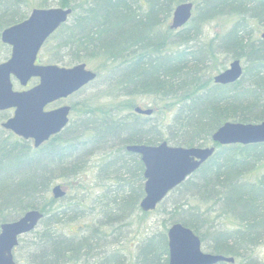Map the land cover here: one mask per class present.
Listing matches in <instances>:
<instances>
[{"label": "trees", "instance_id": "16d2710c", "mask_svg": "<svg viewBox=\"0 0 264 264\" xmlns=\"http://www.w3.org/2000/svg\"><path fill=\"white\" fill-rule=\"evenodd\" d=\"M186 1L199 12L184 28L171 30L175 6ZM30 4L72 8L39 57L45 50L49 63L84 62L121 96H113L109 107L86 102L76 122L37 148L0 124V225L28 210L43 213L42 227L29 233L32 264H130L129 257L131 264H167L166 229L173 222L191 228L209 252L235 259L216 264H255L254 250L264 243V174L255 181L247 175L264 166V142L216 144V152L156 208L165 215V230L146 235L134 253H107L106 238L131 226L136 212L148 214L139 207L144 166L127 145L167 140L203 146L224 122L264 121V39L253 30L264 27V0H0V33L26 18ZM220 16L232 19L230 27L204 42L199 23ZM220 56L242 61L239 80L221 85L207 77L210 68L224 69L223 63L212 65ZM138 95H152L157 113L171 115L169 123L135 114ZM92 159L98 161L93 184L86 179ZM56 183L67 187L59 199L51 194ZM87 215L98 221L63 231ZM222 217L233 220L234 229L221 226ZM83 229L87 233L78 236Z\"/></svg>", "mask_w": 264, "mask_h": 264}, {"label": "water", "instance_id": "95a60500", "mask_svg": "<svg viewBox=\"0 0 264 264\" xmlns=\"http://www.w3.org/2000/svg\"><path fill=\"white\" fill-rule=\"evenodd\" d=\"M192 8V2L178 4L170 28L184 25L191 17ZM71 12L70 7H36L25 19L5 27L0 33L1 42L10 46L8 58L0 62V110H13L12 115L2 122V127L24 139H32L35 147L60 132L69 120V105L51 110H45V107L68 97L97 76L83 62L72 66L37 63L42 45L67 21ZM260 37L264 39V31ZM242 72L240 60L235 59L213 80L219 84L233 83ZM12 78L24 88L15 89ZM32 78H37V83L27 87ZM134 111L151 114L152 109L137 106ZM211 140L221 145L263 143L264 121L224 122L212 133ZM126 150L138 154L144 165V196L139 205L143 211H149L205 162L215 147L171 145L162 141L155 145L130 144ZM52 193L59 198L64 195V190L56 184ZM42 216L40 211L32 209L18 219L0 225V264H15L12 251L18 244V237L33 230ZM166 235L168 264L234 262L233 257L203 251L200 237L181 222L170 224Z\"/></svg>", "mask_w": 264, "mask_h": 264}, {"label": "rangeland", "instance_id": "374dc122", "mask_svg": "<svg viewBox=\"0 0 264 264\" xmlns=\"http://www.w3.org/2000/svg\"><path fill=\"white\" fill-rule=\"evenodd\" d=\"M38 6V4H30V7L26 10V13H29L31 7H35ZM52 6H58L57 4H54ZM199 12L197 8L194 9V14H193V18H195L196 13ZM191 23V22H190ZM190 23L188 25V27H190ZM232 23V19L229 18H224L223 16H220L218 18H213L210 20H207L203 23H199V31L202 34V39L204 42H208L209 39H213L214 35H216V33H218L219 35H222L225 31L228 30V28L230 27ZM186 26V25H185ZM264 29V27H260V26H255L253 30H255V35L257 37H259V33L260 31H262ZM46 51L43 50V52L41 51L40 54V63H49L47 62L49 59V55L47 53H45ZM10 53V49L7 45L3 44L0 41V62L5 60ZM173 53V52H172ZM217 61V63H223L224 66L226 67L228 64L229 59H224L222 56L220 57H216L214 59V61L212 62V65L215 64V62ZM53 63V62H50ZM58 65H60V63H58ZM223 67V66H222ZM90 69L94 70V68L92 66H89ZM95 71V70H94ZM96 72V71H95ZM210 75L207 77L212 78L213 75H215L218 70L216 69H211L210 68ZM15 82V81H14ZM36 81L30 82V85L35 84ZM108 81L104 79V77L102 75L97 74V78L91 82L90 84L86 85L85 87H83L81 90H79L78 92H76L74 95L69 96L68 98H66L64 101L62 102H57V103H53L51 105L48 106V108H53L56 107L60 104H69L71 105V113H70V121L72 122V124L74 122L77 121L78 117H80L82 115V112L80 111V109H85L86 102L88 103H95V104H101V105H105L107 107H109L110 104H112V97L113 96H117V91L116 92H112L113 90H109L107 88V86H110L107 84ZM15 84V83H14ZM15 89H23L22 86H20L18 83H16L14 85ZM118 99L121 98V96H117ZM77 101L76 105H73L74 102ZM156 100L154 99V97L152 95H138L134 102H133V107L136 106H140L142 109L143 108H147L150 107L152 109H156V112H153L154 114L152 116L154 117H158L156 118V120L161 119L162 122L161 123H169L170 121V117L171 115H165L164 113H157V109H158V105L156 104ZM79 105V106H78ZM75 107V111L72 110V108ZM129 111V110H128ZM126 111V112H128ZM4 112L6 113V115H2L0 114V123L5 121L6 118H8L9 116L12 115V110H4ZM125 112V113H126ZM159 123V122H157ZM209 144V143H206ZM98 161L97 159H92L89 164H88V174H86V179L91 183L92 180L94 178V172L96 170ZM262 174H264V166H260L259 168H256L255 170H252L250 173H248V178H250L252 181H255L258 179L259 176H261ZM85 176V175H83ZM59 182V181H58ZM66 186V185H64ZM66 191H67V187H65ZM69 193L67 194V198L68 200H71V198L73 197V193L71 191V189H69L68 191ZM97 192V191H95ZM94 192V193H95ZM84 209H86L87 207H89V203L88 200L84 201ZM204 206L201 205V208H203ZM141 212H136L134 214V219H133V224L129 227H123L121 230L118 231V233L114 232V234L109 235L106 240L107 243L110 242V249L107 253H114L119 252L121 253L124 257H127L129 254L134 253L135 252V247L137 246V244L144 239V237L148 234L151 233H157V232H162L165 229H163V219L164 216H162V213L160 211V208H158V211H152L151 213L148 212L147 215L145 216H140ZM213 214V213H212ZM213 216V215H212ZM99 216H92V215H87L86 218H81L79 220H75L71 223H66L67 226H64L63 231L67 234L70 233H75L78 230H80L81 227H83V224L87 223L90 224L91 220L94 218V222L98 221ZM226 220H224V218H220L221 221V226L223 227H227L229 230L234 229V223L233 220H231L230 218H225ZM42 227V225L38 224L37 227L39 228ZM35 228L34 230L38 229ZM34 233V232H31ZM87 232L83 229L81 231H79L78 233H76L78 236L82 235V234H86ZM23 245L17 246L14 250V259L16 261L17 264H32V259H30L29 255H28V244H29V240H32L30 238L29 233L23 235ZM22 243V241H21ZM31 244V242H30ZM29 244V245H30ZM104 245L101 246L100 250H103ZM108 247V246H107ZM204 251L209 252V250L205 249L202 246ZM33 250V247H32ZM126 260L131 264L132 258H126ZM255 264H264V243L259 245L258 247L255 248L254 250V256L253 259ZM91 260L85 259V262H79V263H64V264H92ZM240 262H244L245 260H242ZM95 264V263H94Z\"/></svg>", "mask_w": 264, "mask_h": 264}, {"label": "flooded vegetation", "instance_id": "af4514ba", "mask_svg": "<svg viewBox=\"0 0 264 264\" xmlns=\"http://www.w3.org/2000/svg\"><path fill=\"white\" fill-rule=\"evenodd\" d=\"M195 8H196V4H193V8H192V17H191V19L193 18V14H194L193 12H194V9H195ZM191 19H190V20H191ZM187 24H188V23H187ZM187 24H186V25H187ZM184 27H185V25H184ZM184 27H183V28H184ZM171 30H175V29H171ZM262 31H263V30H262ZM262 31H260L259 34H261ZM62 101H64V100H59V102H62ZM57 102H58V101H56V102H54V103H57ZM52 104H53V103H52ZM50 105H51V104H50ZM60 105H61V104H60ZM58 106H59V105H58ZM56 107H57V106H56ZM53 108H55V107H53ZM48 109H50V108H48Z\"/></svg>", "mask_w": 264, "mask_h": 264}]
</instances>
